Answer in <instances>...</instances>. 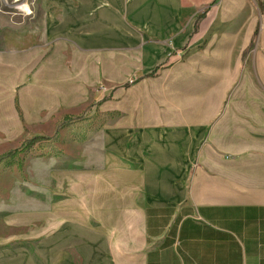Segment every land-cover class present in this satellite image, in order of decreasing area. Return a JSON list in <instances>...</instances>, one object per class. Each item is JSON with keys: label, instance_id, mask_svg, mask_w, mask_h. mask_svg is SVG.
Listing matches in <instances>:
<instances>
[{"label": "crops", "instance_id": "1", "mask_svg": "<svg viewBox=\"0 0 264 264\" xmlns=\"http://www.w3.org/2000/svg\"><path fill=\"white\" fill-rule=\"evenodd\" d=\"M39 6V43L0 41V146L16 101L27 120L58 118L100 83L110 94L138 80L137 111L110 138L113 169L91 176L105 229L77 220V243L89 237L108 264H264V0Z\"/></svg>", "mask_w": 264, "mask_h": 264}, {"label": "rangeland", "instance_id": "2", "mask_svg": "<svg viewBox=\"0 0 264 264\" xmlns=\"http://www.w3.org/2000/svg\"><path fill=\"white\" fill-rule=\"evenodd\" d=\"M41 1L36 0L30 10L26 6L30 13L25 14L0 0V41L7 49L16 38L17 49L39 43L35 34L32 40L28 36ZM194 56L185 54L179 60L200 63V55ZM136 79L130 76L110 94V88L100 83L77 107V114L55 115L58 118L27 120L19 102L14 103L18 125L3 122L0 146V156L17 149L0 162V264H108L107 253L101 246L91 247L89 237L77 243V220L91 234L105 229V220L99 221L102 218L90 206L91 176L101 178L113 169L116 160L110 150L122 146L120 139L114 145L110 138L127 122L125 114L137 111ZM178 87L195 94L193 87Z\"/></svg>", "mask_w": 264, "mask_h": 264}, {"label": "built area", "instance_id": "3", "mask_svg": "<svg viewBox=\"0 0 264 264\" xmlns=\"http://www.w3.org/2000/svg\"><path fill=\"white\" fill-rule=\"evenodd\" d=\"M1 3L7 8L14 7L22 13L29 14L30 12H26L24 8L28 6L30 10L36 4V0H1Z\"/></svg>", "mask_w": 264, "mask_h": 264}, {"label": "trees", "instance_id": "4", "mask_svg": "<svg viewBox=\"0 0 264 264\" xmlns=\"http://www.w3.org/2000/svg\"><path fill=\"white\" fill-rule=\"evenodd\" d=\"M151 75H154V73H152ZM15 153H17V149H15L14 151L10 152V153H6L0 156V162L3 161L4 159L13 156Z\"/></svg>", "mask_w": 264, "mask_h": 264}]
</instances>
